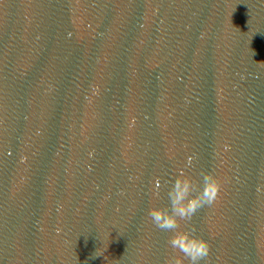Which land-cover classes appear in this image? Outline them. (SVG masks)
<instances>
[{
  "label": "clouds",
  "instance_id": "obj_1",
  "mask_svg": "<svg viewBox=\"0 0 264 264\" xmlns=\"http://www.w3.org/2000/svg\"><path fill=\"white\" fill-rule=\"evenodd\" d=\"M188 166H192V158H189ZM259 175L262 179L256 191L264 194V172ZM199 177L196 179L183 169L177 170L167 186V204L148 210L151 223L160 231L169 233L167 245L170 252L164 264H185V261L188 264H201L210 255L209 242L199 236L194 228L188 229L186 225L199 211L217 202L222 185L211 171H201ZM153 195L155 199H161L159 184Z\"/></svg>",
  "mask_w": 264,
  "mask_h": 264
}]
</instances>
